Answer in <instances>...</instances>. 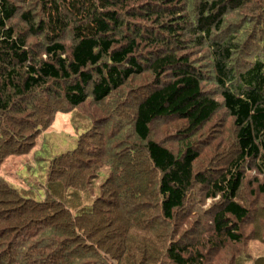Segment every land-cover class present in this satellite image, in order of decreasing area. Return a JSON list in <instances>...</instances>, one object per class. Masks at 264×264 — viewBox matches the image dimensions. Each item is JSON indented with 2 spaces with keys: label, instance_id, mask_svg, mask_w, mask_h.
<instances>
[{
  "label": "trees",
  "instance_id": "16d2710c",
  "mask_svg": "<svg viewBox=\"0 0 264 264\" xmlns=\"http://www.w3.org/2000/svg\"><path fill=\"white\" fill-rule=\"evenodd\" d=\"M59 113L43 198L0 177V264H264V0H0V167Z\"/></svg>",
  "mask_w": 264,
  "mask_h": 264
},
{
  "label": "rangeland",
  "instance_id": "374dc122",
  "mask_svg": "<svg viewBox=\"0 0 264 264\" xmlns=\"http://www.w3.org/2000/svg\"><path fill=\"white\" fill-rule=\"evenodd\" d=\"M203 90L207 92L209 90L214 91L215 89L211 84L204 83ZM70 116V113L57 114L52 126L35 140L33 150L24 156H11L3 162L0 167V177L24 191L34 189V200H41L44 195L42 186L45 183L46 178L44 174L48 162L62 153L72 151L76 147L80 132H75L71 127ZM228 122V117L221 110L214 117L210 125H208L207 129H209L205 136L207 134L213 136L211 140H214L215 144L227 142V136H230V132L227 131ZM171 133V126L168 122L159 120L152 125L151 139L175 149L176 145L175 141H173L174 139L171 137ZM107 173L108 170L105 168L100 171L98 178L90 190L91 198L96 195L98 186L107 177ZM90 201L89 197L88 199L84 198L83 207L89 206ZM211 201L207 200L203 203L192 204L190 209L197 210L191 216L197 219L198 213H203L212 203L214 204V201ZM198 227L200 229V225H197ZM251 246L253 245L251 244Z\"/></svg>",
  "mask_w": 264,
  "mask_h": 264
},
{
  "label": "crops",
  "instance_id": "0c3cea01",
  "mask_svg": "<svg viewBox=\"0 0 264 264\" xmlns=\"http://www.w3.org/2000/svg\"><path fill=\"white\" fill-rule=\"evenodd\" d=\"M12 185V184H11Z\"/></svg>",
  "mask_w": 264,
  "mask_h": 264
}]
</instances>
